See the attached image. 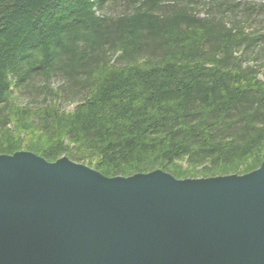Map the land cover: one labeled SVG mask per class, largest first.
Segmentation results:
<instances>
[{
	"label": "trees",
	"instance_id": "trees-1",
	"mask_svg": "<svg viewBox=\"0 0 264 264\" xmlns=\"http://www.w3.org/2000/svg\"><path fill=\"white\" fill-rule=\"evenodd\" d=\"M212 3L201 15L192 0H0V155L109 178L256 170L264 34L251 7Z\"/></svg>",
	"mask_w": 264,
	"mask_h": 264
},
{
	"label": "water",
	"instance_id": "water-1",
	"mask_svg": "<svg viewBox=\"0 0 264 264\" xmlns=\"http://www.w3.org/2000/svg\"><path fill=\"white\" fill-rule=\"evenodd\" d=\"M0 264H264V158L177 179L0 155Z\"/></svg>",
	"mask_w": 264,
	"mask_h": 264
},
{
	"label": "rangeland",
	"instance_id": "rangeland-1",
	"mask_svg": "<svg viewBox=\"0 0 264 264\" xmlns=\"http://www.w3.org/2000/svg\"><path fill=\"white\" fill-rule=\"evenodd\" d=\"M194 4H196L197 11L201 15H205L206 12L208 11V5L214 4L212 2H215L216 0H192ZM238 4L246 5L248 7H251L253 9V13L256 16L254 21L250 23L251 29L254 30L256 29L260 34H264V0H233ZM111 10H106L107 13H110ZM254 54L250 55L248 58V64L249 65H255L258 66L260 62L258 61V57H256V61H251L253 60ZM264 64V62H263ZM260 72L264 71L262 68L259 69ZM62 108L66 110H70L72 108L71 105L67 103L62 104ZM245 173H238V174H232V175H244ZM201 177H198L199 179ZM196 179V178H195Z\"/></svg>",
	"mask_w": 264,
	"mask_h": 264
},
{
	"label": "bare ground",
	"instance_id": "bare-ground-1",
	"mask_svg": "<svg viewBox=\"0 0 264 264\" xmlns=\"http://www.w3.org/2000/svg\"><path fill=\"white\" fill-rule=\"evenodd\" d=\"M12 1V0H11ZM2 6V5H1Z\"/></svg>",
	"mask_w": 264,
	"mask_h": 264
}]
</instances>
